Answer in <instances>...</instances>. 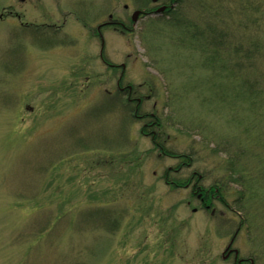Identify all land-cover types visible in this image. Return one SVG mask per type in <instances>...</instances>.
<instances>
[{
	"label": "rangeland",
	"instance_id": "374dc122",
	"mask_svg": "<svg viewBox=\"0 0 264 264\" xmlns=\"http://www.w3.org/2000/svg\"><path fill=\"white\" fill-rule=\"evenodd\" d=\"M163 2L0 0V264H236L230 241L241 264H264V152L246 153L256 161L244 162L242 207L243 185L215 152L237 129L222 101L233 76L206 53L223 49L232 73L261 76L264 91V0H226L220 15L234 21L221 23L235 31L215 41L205 0L131 21ZM109 14L125 28H101L107 68L94 27ZM195 19L197 43L181 22ZM241 27L244 47H259L242 70ZM213 186L206 202L197 187Z\"/></svg>",
	"mask_w": 264,
	"mask_h": 264
},
{
	"label": "trees",
	"instance_id": "16d2710c",
	"mask_svg": "<svg viewBox=\"0 0 264 264\" xmlns=\"http://www.w3.org/2000/svg\"><path fill=\"white\" fill-rule=\"evenodd\" d=\"M205 2L210 3L215 8L214 13H212L211 11H209V5L205 3L204 9L206 8L207 9L206 11L203 10V13H202L203 17H201L202 21L208 20V21L213 22L212 26L214 28L210 32V35H209L210 39L212 41H215L218 39L221 40V38L223 37L226 38L229 35H232L235 29L230 34L231 29L230 27L226 26L229 24L221 23V20H223L224 22L234 21V18L231 16L228 17L225 15L223 16L220 15V13L223 11V8H222L223 4L227 3L226 0H221V1L218 0V3L221 5V7L219 8L213 5V0H205ZM214 4L217 5L216 3ZM215 21L218 23H215ZM237 21L242 22L239 19H237ZM172 22L174 23V21ZM181 22H186L185 24L183 23L184 25L183 35L184 37L187 36L188 40H193L195 43H197L199 38L204 37L202 28L198 24H196L197 22L196 19L192 22H188L184 20ZM242 28L247 29L246 27L239 28V35L242 36L241 37L242 41L239 40V43L234 49L238 56L241 70L243 69V67L245 69H248L249 67H251L252 53H254V50L256 51V49L257 50L259 49L257 45H255L256 48L253 47L254 50L250 47L249 48L244 47L243 38H244V41L249 40L251 35L248 34L246 30H243L242 32L241 30ZM199 31H202V32H199ZM214 47H215L213 48L214 50L209 49L206 52V53H210L209 58L212 57L210 62H212L213 57H215L216 59H219L220 64H221L220 68H222V72L225 73L226 75L233 76L231 77L233 78L231 80L234 81L233 85L235 86L230 91L231 93L225 92L223 90L222 101L223 103L226 102L229 105H231L229 108V111L231 112L229 115V120L230 122H233L237 127V129H235V131H233L232 134L229 133V135L226 136L227 140H224L225 141L224 143L220 144V146L218 144V147H216L215 152H218L219 150H221L222 152H224L226 156L224 160V164H225L224 168H225V173H226L225 176L227 178H230L231 181H234L235 183L243 185V187H241V189L238 191L240 197H239V200L237 201L238 203L240 201V205L242 206V204L245 202L248 196V193L250 195L253 190V188L250 185V181L253 179L252 170L247 169L244 162L249 163L250 158L253 161H256L255 157L253 156L247 157L246 153L249 152V155H250V152L257 154V152H255L254 150L258 148L264 152V140H260L259 142H256L257 139L264 137V132L261 134H256V132L250 129L251 127L253 129H255L256 127H260L259 126L260 124L264 125V100H263L264 91H261L262 90L261 89L262 88L261 76L258 75L257 77L254 78V80H252L251 78L243 74H239V75L233 74L231 71L232 65L230 66L231 59L228 57H225L227 52L224 54L223 49L217 46H214ZM201 52L202 51L199 50V53ZM221 53L224 55L223 58L219 57ZM244 62H246V64ZM231 80L230 82L233 83ZM252 81H254L255 83ZM211 91H214L215 93L212 99L216 100L215 97L218 95L217 88ZM152 123L153 124L155 123V125H159V123L155 122V120H153ZM198 129L201 130L200 133H203V131H206V128H202V129L198 128ZM206 134H209V132H207ZM253 135L255 136L252 137ZM151 136H152L153 143L157 147H159L161 150H163V147H161V144L157 142V136L153 132L151 133ZM178 157H181V156L179 155ZM262 158L263 160L260 162V165L264 167V157ZM245 177H246L247 184H246V181H244L245 184L242 181V178H244L245 180ZM221 189H222L221 186L220 187L213 186V187H209L208 189H205L204 191L207 193L209 192L212 195L216 196L217 193H221ZM220 201L222 203H225L224 200L222 199H220Z\"/></svg>",
	"mask_w": 264,
	"mask_h": 264
},
{
	"label": "flooded vegetation",
	"instance_id": "af4514ba",
	"mask_svg": "<svg viewBox=\"0 0 264 264\" xmlns=\"http://www.w3.org/2000/svg\"><path fill=\"white\" fill-rule=\"evenodd\" d=\"M158 1H162V0H152V2H158ZM163 1H165V2H163L162 4H160L158 6V8L161 7V6H165V9L161 12L162 14L168 12V8L170 7V5H168V3L169 4H173L174 2H176V0H163ZM158 8H155L154 10L151 9V10L145 12V13L147 15H150V16L155 15V13H156L155 10H157ZM145 13H143V14H145ZM108 19H110V21L109 20L108 21L104 20L97 26V30H98L97 32H98L99 36H101V34H100V27L101 26L108 27V26L120 25V26L124 27V24L122 23V21L113 20L112 17H111V14L108 15ZM229 255H233V257L235 256L234 258H236V256H237L234 251L230 252L228 254V256ZM236 261H237L236 264H241V263L238 262V260H236Z\"/></svg>",
	"mask_w": 264,
	"mask_h": 264
},
{
	"label": "water",
	"instance_id": "95a60500",
	"mask_svg": "<svg viewBox=\"0 0 264 264\" xmlns=\"http://www.w3.org/2000/svg\"><path fill=\"white\" fill-rule=\"evenodd\" d=\"M160 11V10H159ZM138 12H134L133 14V19L135 20L136 19V16H137Z\"/></svg>",
	"mask_w": 264,
	"mask_h": 264
}]
</instances>
